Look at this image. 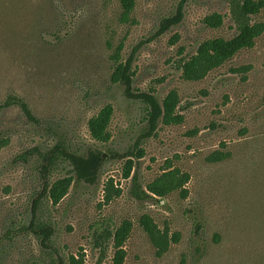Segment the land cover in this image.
Here are the masks:
<instances>
[{
  "label": "rangeland",
  "instance_id": "374dc122",
  "mask_svg": "<svg viewBox=\"0 0 264 264\" xmlns=\"http://www.w3.org/2000/svg\"><path fill=\"white\" fill-rule=\"evenodd\" d=\"M229 1L187 0L182 20L156 35L178 0H134L127 22L118 0H0V103L20 97L33 116L17 106L0 112V264H114L111 246L98 261L91 237L124 221L131 229L122 264H264V7L252 17L263 25L252 47L198 81L178 67L202 41L234 36ZM213 14L222 16L218 28L204 23ZM119 47L122 62L133 53L134 90L159 101L174 91L182 115L180 124L159 123L137 159L127 155L145 107L111 82ZM107 104L109 141L98 143L87 122ZM57 142L113 154L95 185L73 180L52 205L40 196L44 182L74 176L61 159L42 171V155ZM215 152L224 158L210 161ZM168 169L188 176L182 189L132 196L134 175L146 192ZM33 216L52 228L45 245L27 230ZM142 216L162 242L143 231Z\"/></svg>",
  "mask_w": 264,
  "mask_h": 264
},
{
  "label": "trees",
  "instance_id": "16d2710c",
  "mask_svg": "<svg viewBox=\"0 0 264 264\" xmlns=\"http://www.w3.org/2000/svg\"><path fill=\"white\" fill-rule=\"evenodd\" d=\"M121 7L120 20L127 22L129 15L134 7V0H118ZM187 0H178L175 13L161 20L156 35H160L169 28L177 25L183 17V6ZM264 7L262 0H230L229 14L232 24L235 28V34L229 39L216 37L202 41L196 48L194 54L186 59L179 60V69L184 79L189 81H198L202 79L210 70L219 67L225 61L232 58L237 52L242 49H247L253 46L254 40L263 31V25L253 23L252 17L259 13ZM204 23L210 28H218L222 25V16L213 14L204 18ZM119 50L117 49L113 59V71L111 74V82L118 84L123 88V94L126 98L139 101L145 107V122L144 130L140 133L135 141L133 151L127 156H135L140 158L143 154L142 149L138 145L145 139L155 135L159 123L164 125L180 124L182 115L178 113V98L174 91H170L161 101H159L150 92L135 91L133 84V71L131 64L133 53L122 62L119 59ZM11 106H17L22 113L31 121L33 116L27 104L17 96L9 95L0 103V112L3 109ZM113 114V108L110 104L102 107L98 113L92 116L87 122L88 133L91 139L98 143H107L109 141L108 125ZM113 153H103L97 149H89L84 154L76 153L70 150L64 143L57 142L48 152L42 155L44 165L42 171L48 174L50 167L56 160L61 159L71 167L72 176L58 179L52 183L44 182L41 191V197H46L52 205L58 204L66 195L73 180L87 185H95L98 180L100 170L105 160L111 157ZM224 158L222 153L215 152L210 157V161H220ZM134 165L132 160H127L126 176L129 175L131 167ZM188 176L178 173L175 169H168L159 177L154 179L146 186V192L138 185L135 175L132 177L131 194L136 199L151 198L152 195L163 198L169 193L182 189L187 183ZM35 203L32 211H34ZM34 213V212H32ZM140 225L143 231L152 239L162 242L157 235L153 222L148 216L140 218ZM131 225L124 221L119 227L109 229L103 227L92 234L93 247L99 252L98 261L101 262L109 246L114 249L113 263L122 264L125 251L123 244L126 241ZM27 230L33 235L39 237L40 243L45 245L49 242L52 235V228L49 225L39 223L34 216L31 219ZM72 264H81L78 260L71 258ZM58 264H62L61 261Z\"/></svg>",
  "mask_w": 264,
  "mask_h": 264
}]
</instances>
